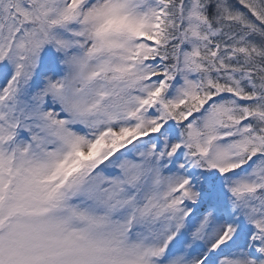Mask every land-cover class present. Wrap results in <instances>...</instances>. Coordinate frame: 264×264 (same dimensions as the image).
Wrapping results in <instances>:
<instances>
[{
    "label": "snow or ice",
    "instance_id": "snow-or-ice-1",
    "mask_svg": "<svg viewBox=\"0 0 264 264\" xmlns=\"http://www.w3.org/2000/svg\"><path fill=\"white\" fill-rule=\"evenodd\" d=\"M0 264H264V0H0Z\"/></svg>",
    "mask_w": 264,
    "mask_h": 264
}]
</instances>
